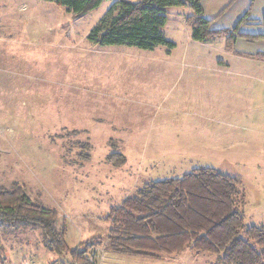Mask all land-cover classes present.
Returning a JSON list of instances; mask_svg holds the SVG:
<instances>
[{
	"label": "rangeland",
	"instance_id": "obj_1",
	"mask_svg": "<svg viewBox=\"0 0 264 264\" xmlns=\"http://www.w3.org/2000/svg\"><path fill=\"white\" fill-rule=\"evenodd\" d=\"M110 6L74 16L44 0H0V186L17 183L56 211L74 249L105 242L110 209L146 183L219 165L243 178L246 226H264V63L236 57L225 37L192 40L182 7L167 10L170 51L96 45L88 37ZM115 153L126 163L109 162ZM105 254L104 264L217 259ZM63 260L39 226L0 229V264Z\"/></svg>",
	"mask_w": 264,
	"mask_h": 264
},
{
	"label": "trees",
	"instance_id": "obj_2",
	"mask_svg": "<svg viewBox=\"0 0 264 264\" xmlns=\"http://www.w3.org/2000/svg\"><path fill=\"white\" fill-rule=\"evenodd\" d=\"M44 1L81 16L109 0ZM180 7L191 11L187 24L194 41L206 43L228 34L229 31L211 28L212 21L203 16L202 0H116L88 39L103 47L129 46L153 51L165 46L170 51L176 45L164 33L167 10ZM108 161L121 166L126 157L115 153ZM245 201L241 179L212 169H196L181 178L151 181L134 196L125 198L120 206L110 209V231L105 242L90 239L69 249L65 230L57 226L58 213L38 205L25 187L14 183L10 187L0 186V229L19 224L39 226L45 248L57 256H68V260L51 264H90L87 256L97 247L110 254L147 259L189 250L215 254L214 264H264V226H246V216L240 210Z\"/></svg>",
	"mask_w": 264,
	"mask_h": 264
},
{
	"label": "crops",
	"instance_id": "obj_3",
	"mask_svg": "<svg viewBox=\"0 0 264 264\" xmlns=\"http://www.w3.org/2000/svg\"><path fill=\"white\" fill-rule=\"evenodd\" d=\"M109 1L112 6V4L116 0H109ZM202 5H203V16L204 18L212 21L211 28L214 31H225V30L229 31L227 35H223L221 37H225L226 40L229 43H231L232 46V47L230 46L232 48L231 51L234 52V55L236 57L246 58V59H250L251 61L264 63V58L257 57V55L260 54L264 55V38H263L264 37V0H202ZM182 8L185 10L183 15L187 24V17L191 14V11L188 7H182ZM189 28L191 29V27ZM240 34L255 36L257 38L253 40H249L247 38L241 37ZM208 42H206L205 44H207ZM234 43H235V49H234ZM254 45L256 46V48L259 47L260 49L263 50L262 51H258V49L253 50L252 46ZM243 46L244 48H240ZM199 167H201L199 169H212L215 170L216 172L223 173L230 177H237L241 179L243 182V178L239 177L238 175H235L233 173H226L224 171L222 172L221 168H219V165L215 167H211V165L199 166ZM196 169L198 168L193 167L188 171L182 172L181 175H170L168 178L164 180L181 178L185 174L192 172L193 170ZM108 235L106 236V239ZM106 239L104 238V240Z\"/></svg>",
	"mask_w": 264,
	"mask_h": 264
},
{
	"label": "built area",
	"instance_id": "obj_4",
	"mask_svg": "<svg viewBox=\"0 0 264 264\" xmlns=\"http://www.w3.org/2000/svg\"><path fill=\"white\" fill-rule=\"evenodd\" d=\"M87 258L90 264H104L106 260V254L103 249L97 247L90 251Z\"/></svg>",
	"mask_w": 264,
	"mask_h": 264
}]
</instances>
